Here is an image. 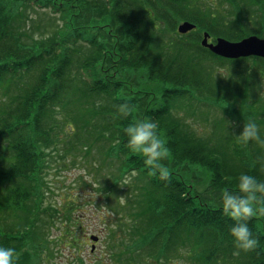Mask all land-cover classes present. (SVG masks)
I'll list each match as a JSON object with an SVG mask.
<instances>
[{"label": "trees", "instance_id": "trees-1", "mask_svg": "<svg viewBox=\"0 0 264 264\" xmlns=\"http://www.w3.org/2000/svg\"><path fill=\"white\" fill-rule=\"evenodd\" d=\"M201 1L0 0V244L17 251L30 241L36 223L50 224V208L41 205L49 158L95 151L116 183L123 182V171L141 183L136 194L124 192L126 212L108 213L106 241L112 244L100 259L264 264V213L247 221L259 246L243 251L229 231L234 221L222 211L223 191L237 189L242 172L264 180V145L254 140L240 145L235 135L251 117L263 137L264 60H224L200 45L203 32L230 41L264 38V0H217L232 7L225 17L217 10L199 12ZM182 20L196 26L187 41L175 38L183 36L175 31ZM210 61L231 66V74L213 71ZM123 63L134 72L119 74ZM134 67L147 72L139 76ZM181 98L189 103L177 111ZM227 102L239 113L236 122L230 121V128L219 120L217 127L206 105ZM125 104L128 113L121 111ZM203 114L212 129L198 124L204 133L199 135L182 117ZM145 116L157 121L167 142L168 178L150 174L142 157L127 147L123 128ZM180 164L201 166L208 174L206 198L193 196L195 188L175 173ZM81 232L70 231L68 242L77 245ZM29 253L16 262L33 264L27 263Z\"/></svg>", "mask_w": 264, "mask_h": 264}, {"label": "rangeland", "instance_id": "rangeland-1", "mask_svg": "<svg viewBox=\"0 0 264 264\" xmlns=\"http://www.w3.org/2000/svg\"><path fill=\"white\" fill-rule=\"evenodd\" d=\"M225 1L217 0H205V3L201 1L199 12L203 13H213L214 10L223 13V17L228 16L232 11V7L226 2V6L223 5ZM213 4V7L210 6ZM207 7V8H206ZM209 7L211 9H209ZM251 20L254 19L252 15ZM56 25L57 22L55 21ZM158 26L164 24H159L155 22ZM248 23H251L248 21ZM66 24V22H63ZM157 26V27H158ZM177 27V26H176ZM167 27L163 32L167 31ZM176 31V29H175ZM188 34H183V36H177L175 38H180V40L187 41ZM216 37H210L209 42L215 43ZM122 64V63H119ZM124 64V63H123ZM213 71H218L221 75L227 76L231 74V66H225L222 64H217L215 62H209ZM244 66V64H243ZM247 66V63H246ZM205 69L206 66L204 65ZM135 68V67H134ZM240 69V66L237 67ZM119 74L122 76H127L134 72L130 65H123L122 69L118 70ZM135 73L137 75L147 72L141 68H135ZM264 77V71L261 70ZM235 72V71H232ZM230 83V82H224ZM262 95L261 101L264 102V80H263V90L260 92ZM194 101V99L192 100ZM191 101V102H192ZM190 102V103H191ZM189 103V100L185 98L178 99L176 101L175 108L177 111L184 108V105ZM205 104V103H204ZM203 104V105H204ZM211 107V111L214 115V121L220 125L219 120L226 122L230 128L234 125L229 123L230 121L236 122L237 113H233V107L230 102L223 103V105L218 104L206 106ZM214 107V108H212ZM182 112H180L181 114ZM183 113H185L183 111ZM206 115L203 114L202 117L198 119H186L188 124L192 127L196 134L204 135L201 133V128L198 124L205 127L209 132L212 127L205 122ZM259 117L263 121V137H264V108L259 107ZM222 118V119H219ZM195 121V122H194ZM195 128V129H194ZM236 128V127H235ZM234 128V129H235ZM208 132V133H209ZM63 154V151L61 152ZM95 155V156H94ZM76 158H71L70 154L65 155V157H60L59 155H54L53 158L48 159V166L45 174V186L43 188L44 197H42V206L49 207L48 214L50 224L43 226L37 224L33 227L30 234L32 237L28 243H25L22 247L16 251L17 258H20L22 254L26 251H30V257H27V263L31 261L33 264H119L115 261L116 257L111 259L101 258V250L108 245L107 238L109 235L108 227L111 226L110 219L108 218V213L111 211H116L119 213L126 212L127 206L125 205L124 192H133L136 194L139 191L141 183H136L133 179L127 177V172L123 171L119 179H124L121 183H116L115 177L110 171H107L106 165L108 162L98 154L91 153L89 156L83 157L81 154L75 155ZM101 161L103 163H101ZM112 165V164H111ZM108 167V166H107ZM103 168V170H101ZM175 173L181 175L182 179L186 182V186L194 187L195 190H191L193 196L200 193V198H206L208 195H203L209 188H206L208 181V174L202 169L201 166L194 168L187 164H180L176 169ZM199 192V193H198ZM199 198V197H198ZM135 202V201H134ZM44 216L42 219L44 220ZM46 218V216H45ZM25 221L23 225L26 226ZM72 230L83 231L78 237L77 245L68 242L67 238ZM95 235L99 237L97 243L90 241V236ZM36 242H35V238ZM53 238L51 241L46 240ZM61 237L60 239H58ZM92 244H95L94 250L90 251ZM93 249V248H92ZM91 249V250H92ZM106 250V249H105ZM112 251H115L111 247ZM108 250V253L112 251ZM119 256V252L117 253ZM123 258L124 256H121ZM16 264H19L16 262ZM121 264H125L124 262ZM165 264H185L184 261L173 258L171 262L166 261Z\"/></svg>", "mask_w": 264, "mask_h": 264}, {"label": "clouds", "instance_id": "clouds-1", "mask_svg": "<svg viewBox=\"0 0 264 264\" xmlns=\"http://www.w3.org/2000/svg\"><path fill=\"white\" fill-rule=\"evenodd\" d=\"M121 111H131L128 105H121ZM57 118L62 119V116ZM230 123V122H229ZM129 150L142 157L147 170L152 175L168 178L170 170L164 161L168 157L167 142L158 131V123L151 117H137L124 128ZM240 145L256 141L264 145L261 127L253 118L244 121L243 130L235 134ZM223 214L234 221L229 231L238 250L250 251L259 246V238L253 234L248 220L258 213H264L259 203L264 201V180L250 172H242L238 177L237 189H225L222 193ZM17 253L14 247L0 244V264H16Z\"/></svg>", "mask_w": 264, "mask_h": 264}, {"label": "water", "instance_id": "water-1", "mask_svg": "<svg viewBox=\"0 0 264 264\" xmlns=\"http://www.w3.org/2000/svg\"><path fill=\"white\" fill-rule=\"evenodd\" d=\"M194 26L185 22L178 27L179 32L185 33ZM208 35L204 34L202 45L210 49L215 54L221 55L225 58H239L247 56H259L264 58V40L255 36L248 37L239 42H227L224 39H218L215 46L214 44H207ZM93 241L97 240L96 237L91 238Z\"/></svg>", "mask_w": 264, "mask_h": 264}]
</instances>
